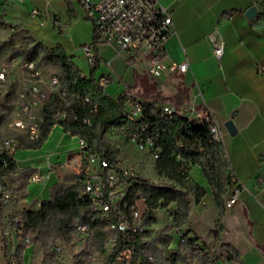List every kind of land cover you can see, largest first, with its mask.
Segmentation results:
<instances>
[{
  "label": "crops",
  "instance_id": "1",
  "mask_svg": "<svg viewBox=\"0 0 264 264\" xmlns=\"http://www.w3.org/2000/svg\"><path fill=\"white\" fill-rule=\"evenodd\" d=\"M158 1L170 9L176 29L165 44V62L182 63L187 59L190 70L166 72L155 79L147 61L137 59L130 66L125 56L118 57L114 69L124 85L119 83L118 94L112 98L117 99L126 89L151 100L159 95L173 97L183 90L193 104L199 105V86L206 104L222 124L233 119L237 131L231 135L225 129V147L233 172L245 190L239 204L225 209L223 228L215 232L220 208L201 167L191 166L190 182L198 183L207 193L202 202H192L190 237L199 239L208 252L213 244L225 243L240 253L242 264H264V19L250 21L245 14L254 5L261 13L262 0ZM0 4L6 10L5 18L19 25L35 43L50 49L60 47L71 59L92 35L94 39V27L83 20V8L70 0H0ZM212 35L224 43L221 60L214 54ZM100 49L102 61L113 57V49ZM106 73L103 66L99 75ZM202 109L198 107L197 117ZM79 142L80 137L66 133L58 124L39 148L22 146L15 151L14 159L21 171L18 192L25 208L36 210L43 201L50 200L60 183L58 172L67 173L70 164L81 171ZM34 174L42 175L44 180L32 182ZM27 175L30 177L25 184ZM230 194L231 188L225 200ZM208 215L210 221H206ZM202 221L206 222L203 232L199 228ZM211 230L214 236L208 233ZM220 264L239 263L226 259Z\"/></svg>",
  "mask_w": 264,
  "mask_h": 264
},
{
  "label": "built area",
  "instance_id": "2",
  "mask_svg": "<svg viewBox=\"0 0 264 264\" xmlns=\"http://www.w3.org/2000/svg\"><path fill=\"white\" fill-rule=\"evenodd\" d=\"M16 1L22 2L23 0ZM72 2L83 8L85 18L92 21L94 34L97 35V42L93 39V44L84 46L88 68L91 70L96 67L98 62H101L100 47H109L114 51L113 57L105 60L108 73L99 76L96 74L97 84L103 88L107 95L111 96L107 92V87L115 79L119 82L122 81L121 75L114 69L115 59L121 56H125L130 66H133L137 59L150 63L149 73L155 79L163 77L166 72L186 73L190 70V63L187 59L182 63L167 64L165 62V44L176 33V29L170 9L158 0H72ZM5 11L3 5L0 4V16L4 15ZM34 14L37 15L38 12L34 11ZM212 40L214 42V54L218 60H221L225 51L224 43L218 41L214 35H212ZM22 74L24 82L18 93L20 117L13 123L17 134L0 139V206L13 200L23 204L19 192H14L15 187L8 176L4 174V168L9 159H14V153L19 147L41 141L44 107L50 100H57V108L53 113L57 122L78 120L75 102L81 99V96L77 92H70L61 77L46 78L34 62L23 65ZM11 80L9 71L5 68L2 69L0 71V85ZM198 91L199 105L193 104L190 100L182 106L159 101L157 104L163 115L171 117L179 114L208 127L212 136L211 141L221 146L228 163V171L233 184L231 194L225 200V208L232 209L240 203L245 186L234 174L226 151L224 134L226 128L206 104L199 86ZM121 94L125 97V113L131 120H138L143 116L145 103H155V100L142 99L129 89L124 90ZM84 102L91 104L88 98H85ZM198 107L203 108L202 115L199 117H197ZM96 111V107H91L82 116V123L89 127L92 126ZM131 140L141 150L154 149L153 143L143 144L139 142L137 135ZM153 153L156 159L158 152L154 150ZM77 154L86 158L91 166L99 169L95 174L87 173L85 178H76L75 182L79 187L81 201L89 204L92 213L100 217L107 230L123 235L145 233V227L140 225L143 213L139 205L140 202H145L143 198H137L135 193V186L141 181L134 170L128 165L119 166L113 162L108 157L106 149H102L100 152H92L89 144L82 138H80ZM81 172L79 171L78 175ZM43 180L44 177L39 174H34L31 178V181L36 183ZM203 205L207 207L206 203ZM21 222L22 218L19 216L15 223ZM17 231L22 234V230L17 228ZM74 233L80 238L79 241H88L94 247L88 225L75 224ZM178 236L180 242H185L190 239V232H179ZM118 239V235L112 236L105 244L108 256L113 253ZM143 239L148 240L147 236ZM26 241L30 242V238L27 237ZM195 245L201 247L198 241ZM63 250L64 248L60 243L54 245L56 254H61ZM206 252H208L206 249H202L200 254ZM141 258L142 254H139L137 262L133 264H140ZM91 259L92 253L87 257L88 261ZM11 264L18 263L13 260ZM115 264H132L131 252L127 251L120 254ZM146 264H157L156 258L153 255H147Z\"/></svg>",
  "mask_w": 264,
  "mask_h": 264
},
{
  "label": "trees",
  "instance_id": "3",
  "mask_svg": "<svg viewBox=\"0 0 264 264\" xmlns=\"http://www.w3.org/2000/svg\"><path fill=\"white\" fill-rule=\"evenodd\" d=\"M261 19H264V5L258 20ZM29 40L34 43V46L31 47L33 54L42 52L48 61L59 64L65 74L63 81L69 91L77 92L81 96V99L75 102L78 120L58 122L66 133L86 140L92 152H100L102 149H106L108 157L113 162L116 160L118 151H110L106 147L103 140V129L106 127H112L118 132L124 133L129 139L137 135L139 142L143 144L153 143V152L154 150L158 152L155 161L156 171L159 174H166L174 183L156 185L140 179L141 183L135 186V193L137 198L144 199L150 210L167 209L175 204L177 208L170 209V216L179 227L190 216L191 197L196 203H200L206 196L205 188L198 183L187 181L190 167L200 166L220 208L217 226L222 230V219L226 209L225 196L232 187L233 181L221 146L211 141L212 136L207 126L200 125L197 121L179 114L171 117L163 115L157 104L159 101L182 106L189 100L186 91L180 90L173 97L159 95L158 99H153L155 103L143 105L144 112L140 119L131 120L125 113L124 95L121 94L117 99H114L97 84L96 73L99 70L100 62L90 70L88 75H84L60 47L50 49L41 43H35L32 38ZM94 41L97 42L96 34H94ZM85 98H88L91 104L85 103ZM91 107H96L97 111L94 123L89 127L82 123L81 118ZM56 108L57 100L54 99H51L44 107L42 139L39 143H34L28 147L39 148L47 138L54 127L53 113ZM20 172L17 169L15 159H9L4 168V174L8 176L9 180L15 176L14 183L17 184ZM86 176L87 173L84 169L80 175L75 177V180L78 177L85 178ZM29 177L28 175L25 177V184L28 183ZM18 191L19 189L15 188L14 192L18 193ZM13 210L18 211L22 218L21 223H15L18 230H22V234H20L18 249L15 255L9 259L8 264H11L13 260L21 264L19 259L24 249L35 241L45 248L50 247L53 252H55L54 245L60 243L56 239H60L64 244H70L75 235V224L89 226L92 244L101 254H106L105 244L109 238L118 235V243L113 253L106 258L107 264H115L117 257L127 251L131 252L132 264L137 262L139 254H142L140 264H146L147 255H153L157 258L163 252L159 251L152 241L143 239L146 236L145 233L123 235L107 230L100 217L92 213L89 204L81 201L76 182L69 184L65 180L60 181L55 188L53 197L43 201L36 210L25 208L17 200L2 204L0 206V220L5 212ZM140 225L145 226L146 224L141 222ZM27 237L30 238V242L26 241ZM198 240L190 237L189 240L180 242L181 247L190 252L191 258L197 259L195 264H214L216 259L210 255V252L200 254V251L205 250L206 246L197 247L195 243ZM171 242L172 237L166 236L165 247L169 246ZM221 249L228 260L242 264L240 253L233 246L222 243ZM147 250L151 254H146ZM182 260L185 259L182 258ZM178 261L177 258L174 260L164 259L165 264H177Z\"/></svg>",
  "mask_w": 264,
  "mask_h": 264
},
{
  "label": "rangeland",
  "instance_id": "4",
  "mask_svg": "<svg viewBox=\"0 0 264 264\" xmlns=\"http://www.w3.org/2000/svg\"><path fill=\"white\" fill-rule=\"evenodd\" d=\"M259 5L263 10L264 0ZM5 16H0V71L4 68L7 69L12 80L0 85V139L17 134L13 123L20 117L18 93L24 82L22 74L23 65L28 62H34L46 78L59 76L65 80V74L60 65L48 61L42 52L33 54L31 47L34 46V43L30 42V37L19 25L10 22ZM83 20L93 27L92 21L86 19L85 15ZM85 44H93V35ZM84 46L79 47L78 52L72 56V60L83 74L88 75L90 69L85 57ZM99 51L101 55V49ZM111 58L109 57L108 60ZM100 65L105 66V61L101 60ZM103 66H101V70L97 71L96 74L98 76L103 71ZM119 83L121 82L115 79L107 87V92L111 96H117ZM136 94L141 96L139 92ZM53 121L54 126L58 125L56 118L53 117ZM103 140L110 151H118L115 162L119 166L128 165L131 167L140 179L156 185L174 183L166 174H159L156 171V159L153 148L139 149L138 145L127 138L124 133H120L112 127L103 129ZM81 160V171L85 169L86 173L90 174L98 172L99 169L93 165L91 166L86 158L81 156ZM55 170L58 171L57 168ZM58 174L60 175V181L65 180L67 183L73 184L75 177L78 175V170L70 164L67 173L58 172ZM188 178L187 181L190 180V170ZM15 179V176H13L10 182L18 189L19 185L14 183ZM177 185L180 186L179 183ZM191 200L194 202L192 197ZM139 205L143 213L140 223L146 224L144 226L145 235L148 240L154 243L159 251H163L161 254L158 253L159 255L156 258L157 264H165L164 259L174 260L176 258L179 259L177 264H195L197 259L191 258L190 252L182 249L183 247H181L182 245L178 236L179 232H190V216L179 227L170 216V209L177 208L175 204H172L167 209L159 208L157 210H150L143 202H140ZM35 207H38V205H35ZM18 213L16 210L5 212L0 220V264H8L9 259L15 255L20 244V234L15 226V220L19 217ZM210 215L206 217V221L211 220ZM199 228L202 232L206 231V222L202 221ZM218 230L220 229L216 226V231ZM208 233L214 236L213 230ZM166 236L172 237V242L167 247H165ZM79 239L77 235H74L70 244H64L60 239H56V241L63 245L64 250L61 254H56L50 247L45 248L42 244L35 241L24 249L19 261L21 264H107V254H101L90 242L85 240L79 241ZM212 246L213 248H210V255L216 259L214 264L226 262L227 257L222 251L221 246L218 244H213ZM90 253H92V259L88 261L87 257ZM146 254L151 253L147 250ZM182 258L185 260H182Z\"/></svg>",
  "mask_w": 264,
  "mask_h": 264
},
{
  "label": "water",
  "instance_id": "5",
  "mask_svg": "<svg viewBox=\"0 0 264 264\" xmlns=\"http://www.w3.org/2000/svg\"><path fill=\"white\" fill-rule=\"evenodd\" d=\"M246 17L250 20L253 21L254 19L259 17L260 11L259 8L257 6H251L247 11H246ZM226 130L231 134L234 135L237 131L236 126L233 122V119L228 120L225 124H224ZM217 232V231H215Z\"/></svg>",
  "mask_w": 264,
  "mask_h": 264
}]
</instances>
